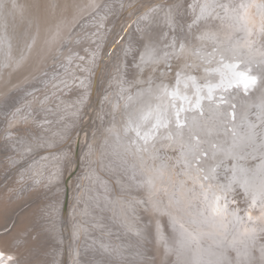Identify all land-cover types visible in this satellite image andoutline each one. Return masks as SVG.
Segmentation results:
<instances>
[{
  "label": "bare ground",
  "instance_id": "obj_1",
  "mask_svg": "<svg viewBox=\"0 0 264 264\" xmlns=\"http://www.w3.org/2000/svg\"><path fill=\"white\" fill-rule=\"evenodd\" d=\"M95 9L99 14H91ZM145 11L146 38L127 45L138 24L133 20ZM121 27L127 32L116 41L117 36L113 37ZM0 36V182L6 184L0 187V226L7 219L2 216L5 210L15 207L11 218L29 202L21 198L41 188L39 195L31 197L38 198L30 206L33 215L26 217L30 208L22 211L14 217L17 226L11 235H0V264H60L64 253L69 264H88L99 256L110 261L103 258L95 264H115V257L142 264L148 253L141 237L123 232L122 250L113 246L111 250L99 246L109 241L79 222V214L99 215L84 210L86 201L104 198V193L111 195L113 190L96 165L86 173L90 167L86 157L95 151L105 158L107 178H114L110 172L115 171L122 180L134 181L124 184L136 194L130 203L136 204L138 213L148 214L155 228L166 212L183 222L181 207L195 211L213 227L217 221L227 223L213 211L232 218L242 215L240 229L256 234L241 236L235 245L250 247L247 255L240 252L241 257H248L246 264L264 260V191L250 200V207L244 205L249 203L246 197H236L237 191L250 197L264 187V0H0ZM107 52L112 53L106 56ZM67 58H73L77 66H67ZM51 69H55L53 82L47 78ZM232 76L240 80L231 81ZM70 79L87 94L85 101L81 94L77 102L74 90L65 93L62 103L53 101L61 91L59 83L68 85ZM107 79L112 87L104 93ZM192 104L198 109L191 108ZM94 116L92 129L100 130L89 139L86 131ZM103 131L105 138L97 142L100 149L90 152ZM75 162L70 182L58 186L61 172ZM200 162H206V179L201 176ZM225 167L230 169L228 174ZM83 178L93 192L83 197L77 194L83 201H74V185ZM145 196L153 205L148 204V212ZM65 214L70 225L60 228L59 219ZM81 219L98 227L92 218ZM138 220L146 224L144 218ZM183 223L196 231L193 223ZM129 224L127 220L122 225ZM133 224L144 236L142 226ZM69 230L77 240L71 242ZM205 233L198 232V241ZM132 244L137 254L129 259ZM213 260L217 264L220 258Z\"/></svg>",
  "mask_w": 264,
  "mask_h": 264
},
{
  "label": "rangeland",
  "instance_id": "obj_2",
  "mask_svg": "<svg viewBox=\"0 0 264 264\" xmlns=\"http://www.w3.org/2000/svg\"><path fill=\"white\" fill-rule=\"evenodd\" d=\"M118 3L121 4V2H115V4H118ZM156 6H158V5H156ZM99 8H101V6ZM99 8H98V10H99ZM109 8H113V7L110 6ZM147 11L144 12L145 14L142 13L141 16H139V15L136 16L135 19L133 20V22H137L138 24L136 25L135 31L133 32L131 37L128 38V40L126 39L127 41L125 43L127 45H128V42H130L131 40H133L134 42L137 41V40L142 42L143 38H146L144 31L148 27L147 24H146V16L148 15L146 13ZM93 12H95V14H99V12H97V9L92 11L91 14H93ZM91 14L89 16H91ZM105 14L108 15V12H105ZM91 20H95V18H91ZM124 30L122 29V27L120 29H118L116 31L113 39L117 36L116 41L118 40V38H120L122 40V36L127 32V30L125 32H124ZM99 35L102 36V33L99 34ZM119 44H120V41L117 42V45H115V46L118 47ZM164 45H167L166 41H165ZM115 46H113L114 47L113 50L116 49V51H117V48H115ZM103 51H104V49H103ZM111 53L112 52H107L105 55L107 56V55H110ZM101 54H102V52H101ZM118 54L119 53L116 52L114 56L116 57ZM99 55H100V52H98V57L97 58H99ZM76 60L79 61V59H76ZM63 62H65V60L62 59L61 63H63ZM73 63H74V66H77L76 63L73 62V58H67V62H66L67 66H69V65L73 66ZM47 65H45V66H47ZM102 69L103 68L101 67L100 71ZM238 69H240V67ZM53 70H55V69H51V71L47 74V78L48 79H52V82H53V78H51V74H53ZM73 70H75V69L73 68ZM98 74L100 75V72ZM99 77L100 76H98L97 78H99ZM232 80H238V79L235 76H232L231 77V81ZM109 84H110L109 79L105 80V84H104V87H103L104 93H105V91L111 90L112 86L109 85ZM59 85L61 86V88H60L61 91L58 93V95H56L53 98H51V99H53V101L57 99L58 103H62V99H63L65 93L68 92V91H71V90H74L73 94H75V96H77V99H78L77 102L82 97L81 94L84 96V98H83L84 101L87 98V94H85L83 92V90L79 89L78 87L76 88L75 85L71 84V79L69 80V84L68 85L64 84L63 81L60 82ZM227 86L229 87L230 85H228V84L227 85H223L224 88L225 87L227 88ZM67 88H69V90H67ZM197 89H200V88H197ZM209 95H211V93H208L206 98H209ZM102 98H103V96H101V99H100L101 101L103 100ZM197 104H198V102H197ZM197 104L196 105L192 104L191 108H195V109L197 108L198 109ZM98 105H100V101L97 104V106ZM97 106L95 105L94 108L96 109ZM203 106H205V104H202V106L200 107L201 111L203 110L202 109ZM93 113L95 114V112H93ZM181 113H183V114L185 113L184 107L181 109ZM195 115L196 116H200V115H198V112L195 113ZM93 118L91 119V123H89V125H88V128H87L88 131H86L87 135L85 134L86 137L89 138V139H90L91 136H93V134L96 133V131L100 130V128H96L95 130L92 129L93 128L92 125H93V123L95 121V116ZM235 119H236V117H235ZM101 135H103V136H101ZM194 137H196V135L192 136V138H194ZM96 138H97V140L93 142L94 143L93 144V148L90 150V152H94V149L95 150L100 149L99 148V144H97V142L98 141L102 142V140L105 138V132L104 131H103V133L101 132V134L99 136H97ZM199 140L200 139L196 140L195 143L199 142ZM202 142L204 143V141H202ZM86 143H87V140L85 141V144ZM197 149H199L198 146H195L194 147V151L196 150L195 153L198 155V158L201 159L202 155L199 154L200 151H198ZM85 154H86V152H83L78 157V159H79L78 160L79 161V165L77 166L78 171H79V168H80L81 164H83V158H84ZM191 157H192V162H190V163L193 164L196 160H195L193 155ZM87 159L90 160L89 163H88ZM104 160H105V158L104 157L102 158V155H100L99 152L97 153V151H95V153H93V154H89L88 158L86 157V162H87L88 166H90V167L86 170V173L88 171H93V168L96 165L97 167H95V169H97V172L99 173V175L104 177V179H107V181L110 183V185H111V187L113 189L111 191V195H108L107 193H104L103 194L104 198H99V199H96V200L92 199L93 202H89V203L86 201V203L88 205L85 207L84 210H95V211H97L99 213V215H95V217H92L91 214H89V213L82 214V215L79 214V222H81V226H84L86 228L92 229L94 234H96L99 237H103L106 241L110 242L109 244H104V245L101 244V242H100L99 246H103V247L105 246V248H106V246H108V248H110L111 250H113V247H114V249L116 248L117 251H121L122 249L120 247V240L125 237L123 232H126V233L128 232V233L132 234V236L134 238L137 239L138 237H141L142 240H143L142 242L144 244L145 250H147L146 253H148V254L145 255L144 259L141 260L142 264H155V263L156 264H214V262H213L214 261L213 260L214 257H219L220 258V260L217 262V264L218 263L219 264H246L245 262H246L248 257L247 256L246 257H241L240 252L244 253V255H242V256H245V255H247V251L249 252L250 247L247 246V245H240V246L235 245V241H237L241 236L253 235V233L256 234V232L253 230L254 232H251V234H250V231L249 232L247 231V233H248L247 234L246 232H243L240 229L241 225H243L241 223L242 215H240L239 218H232L230 215H225L224 213H221V212H218V211L217 212L213 211L214 214L216 213L214 215L215 217L220 216V217L224 218V221H226L227 223L230 222L228 224L227 223L223 224V223H219V221H217L218 223L214 224L215 226L213 227V226H209V224H207L206 222L202 221L201 217L198 218L197 216L199 214L196 213L195 211H191L190 209H188L186 211L183 207H181L180 209L182 210V212H184L186 214V215L185 214L181 215L180 216L181 219L184 218L183 222L185 220L186 222L193 223L191 225L195 226L196 231H194L191 228L189 229L187 223H183L182 221H178L179 219H177V217H174L171 213H167V212H166V214H164V215H162L160 217V221H157V222H159L158 228L156 227L158 229V231H157L155 226H154V223H152L149 215L145 214V213H142V214L138 213V211L135 209L136 204L135 203H130L131 198H134V196L136 194H134V192H133L134 189L125 187L124 184L126 182H131V184H133L134 181L131 180V179H127V178L122 180L121 176H118L115 173V171L114 172L113 171L110 172L111 173L110 176L113 175L114 178H107L105 176V172L107 170L106 171L104 170L105 167H106V161L104 162ZM220 160H222V159H220ZM206 162L205 163L204 162H200V164H199L200 165L199 168L202 170V173H203V174H201V176H203L204 178L208 177L207 173L205 172V170H207L206 167H205ZM75 165H77V162H75L72 166H70V168L68 169L67 172H65V173L61 172V175H59V178H58V181H59L58 186L63 187L66 183L68 184L70 182V180H71L70 177H73V175H74L73 167ZM225 168H226L225 169V173L228 174L230 172V169H229V167H225ZM102 169H103V172H102ZM80 174H83L82 170H81ZM191 174H192V172H191ZM83 176L84 175H82V177ZM225 178H227V177H224V180H225ZM227 180H228V178H227ZM78 181L74 185V187H75L74 192H76V193H74L75 195L73 196V198H74L73 200L74 201H81V200L83 201L82 198H78L77 197V194H79V195L81 194L80 196H82V197L83 196H87V191H89L91 193L93 192L92 185L89 183L90 185H88V187H87L88 182H87L86 178L81 179L79 182ZM260 184H258V185H260ZM5 185H4L3 181L0 182V187H2V186L5 187ZM77 185H82V187L81 188L78 187L79 190H77ZM2 189H0V192L2 191ZM40 189L35 190L31 194H29V196L27 198H26L27 194H25L21 198L22 200H26V201H29V202L27 204H25V205H22V207L20 209L16 210V212L12 216L13 218L12 217L10 218L9 214L12 213V210L15 209V207L12 210H10L8 208L7 210H5L2 213V216H6L7 219H4V222L1 224L0 227L6 225L8 223H10V224L5 229L0 230V235H2V234H7V236L11 235L10 232L12 230V227L15 228L17 226V225H14V223H15L14 217L16 218V216L19 215L22 211H25L27 208H30V206L32 205L33 202L38 201V198L35 200V198H31V197L39 195ZM263 191H264V187L257 189V191L254 190L253 191V195H251L250 197H248L247 194H243L240 191L239 192L237 191V193H239V194L236 197H239V198L246 197V199H247L246 201L247 202L249 201V203H244V205L246 207H250V200L252 201L253 199H257L259 197V195L262 194L261 192H263ZM6 192L9 193V190L6 191ZM41 198H42V196L39 199H41ZM93 198H94V194H93ZM29 199H31V200L33 199V201H31ZM2 200H3V194L0 193V202ZM137 200L140 201L139 198ZM144 201H146L145 211L148 212V204L151 205V206H153V205L151 204V201L147 199L146 196L144 197ZM4 202H6V206L10 205L8 199L5 198ZM13 202H15V199L13 200ZM65 202H66V199H65ZM95 202H97V203L99 202V206H96ZM227 202H229V201H227ZM41 204H42V202H41ZM208 204H210L209 201H208ZM45 205L46 204H44V206ZM81 206L83 207L82 203H81ZM128 206H130V207H128ZM72 207H73V210H71L69 214L74 212L75 204ZM37 208L38 207H36L35 210ZM125 208H126V210H125ZM128 208H130V210ZM62 212H63V209H62ZM33 213L34 212H32L31 208H30L29 213L26 214V217H28V215L31 217L33 215ZM108 213L110 215L107 216ZM81 216L83 218L87 217V218H92L93 220H96L98 227L96 228L95 226H92L91 224L86 223L84 220L81 219L82 218ZM122 216L126 220L123 219ZM194 216H196L197 218H193ZM8 217H9V219H8ZM69 217H70V215H69ZM104 217L107 218V219H104L105 221H107V223L103 222V218ZM138 217L144 218L146 224L145 225H143L142 223L140 224L141 221L138 220ZM10 219H12V220H10ZM127 220L130 221V224H129L130 227H126L125 228V226L122 225V224L127 222ZM192 220H194V221H192ZM24 222H25V217H24L23 222H19V226H21L22 223H24ZM68 222H69L68 215L65 214V217L64 216L60 217L58 225H60V228H63L65 226H67L68 224L70 225V223H68ZM108 222H110V225H108L109 224ZM133 222H135V223H137V224L142 226L144 234H145L144 236L137 232V230H139V229H138L137 225L133 224ZM222 225H225V227H222ZM51 227H52V225L49 228H51ZM212 227L214 229L209 231V228H212ZM49 228H46L45 230H49ZM228 228L237 230L239 233L233 234V232H229L230 230L228 231L229 233H226ZM78 229H81V227L79 226ZM154 229H155V231H153ZM63 231H64V229H62V234H63ZM205 231H208V232L205 233ZM196 232H197V234H196ZM198 232H200V234L205 233L206 237L204 239H201V240L198 241L199 235H200V234H198ZM79 233L81 234V236H84V232L83 231H80ZM73 235H74L73 231L69 230V239L71 240V242H73L72 240H75V239L77 240V238L74 237ZM233 239H235V240H233ZM129 240H130V238H129ZM17 241H19V239H17ZM80 241H81V243L79 244V249L81 248L82 243H84V238L82 237V239ZM153 241H155L156 243H154ZM93 243L96 244V246H97L96 248L100 252L101 250L99 249L98 241H94ZM238 244H240V243H238ZM132 245L133 246H131V247L133 249L129 250V251H131L130 255H128L129 259L134 258V255L137 254V250H135V245L134 244H132ZM227 246H228V248H227ZM152 249H154V251ZM155 252L156 253L158 252V254L156 255ZM72 255L75 256L74 252H72ZM115 255H116V252H115ZM15 256H17V255H15ZM63 256H64V259L60 261V264H69L70 262L69 263L67 262L69 260L68 259V255H66L64 253ZM2 257L3 258H7L6 256H2ZM103 258H104L103 256H99V257L96 258V261H95V260H91L92 258L90 256H88V260L87 261L91 260L88 264H95L98 261L103 260ZM84 259H86V257H84ZM105 261H110V260L106 258ZM126 261H122L120 258L118 259L117 257H115V259L113 260V262L115 264L116 263L117 264H121V263H124V264L125 263L126 264L127 263L135 264V262L133 260L132 261L126 260ZM76 262H77L76 264H80L78 261H76ZM29 264H35V263L31 261V263H29ZM73 264H75V261L73 262ZM257 264H264V260H263L262 257L260 258V260H259V262Z\"/></svg>",
  "mask_w": 264,
  "mask_h": 264
},
{
  "label": "snow or ice",
  "instance_id": "obj_3",
  "mask_svg": "<svg viewBox=\"0 0 264 264\" xmlns=\"http://www.w3.org/2000/svg\"><path fill=\"white\" fill-rule=\"evenodd\" d=\"M250 82L254 84L255 83V80L252 79V78H250ZM245 86L247 87L248 86V83H246Z\"/></svg>",
  "mask_w": 264,
  "mask_h": 264
}]
</instances>
